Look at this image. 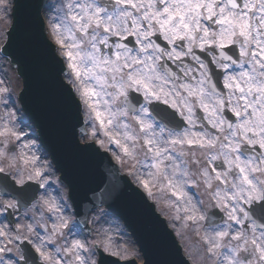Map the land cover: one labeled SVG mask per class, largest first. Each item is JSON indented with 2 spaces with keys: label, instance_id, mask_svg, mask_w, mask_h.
I'll use <instances>...</instances> for the list:
<instances>
[{
  "label": "snow or ice",
  "instance_id": "6c2138e0",
  "mask_svg": "<svg viewBox=\"0 0 264 264\" xmlns=\"http://www.w3.org/2000/svg\"><path fill=\"white\" fill-rule=\"evenodd\" d=\"M10 8L0 0L5 16ZM56 11L51 30L59 47L51 56L65 58L85 124L101 137L94 142L115 146L114 159L149 196H169L176 219L183 212L198 227L208 222L202 240L213 264H264V0H66ZM133 93L176 110L152 104L167 125L154 124ZM0 120V163L26 171L15 182L3 176L7 192L30 202L31 182L45 188L51 169L37 166L34 153H13V139L26 138L13 126L15 111ZM42 207L53 220L38 226L44 236L34 249L42 264H104L105 253L117 255L106 233L60 245L71 231L67 201L45 197ZM5 213L11 224V205ZM9 228L37 230L32 223ZM0 241V264H11L15 242L25 251L20 259L32 264L29 239L0 228Z\"/></svg>",
  "mask_w": 264,
  "mask_h": 264
},
{
  "label": "water",
  "instance_id": "95a60500",
  "mask_svg": "<svg viewBox=\"0 0 264 264\" xmlns=\"http://www.w3.org/2000/svg\"><path fill=\"white\" fill-rule=\"evenodd\" d=\"M44 3L42 2L40 8L41 13L46 10L48 0ZM44 18L47 29L49 23L47 18ZM39 23L33 4L19 2L11 34V53L22 65L24 84L20 99L28 116L36 122L41 142L50 153L61 178L67 183V194L78 217L85 220L88 209L105 203L124 219L142 251L143 264H190L181 254L172 231L153 211L140 192L135 190L125 178L119 177L107 155L92 146L84 147L85 142L79 141L77 128L81 120L77 102L70 87L60 75L59 64L52 59V50L40 34ZM47 33L45 30L46 35ZM0 50L10 56L3 47ZM62 65L66 66L65 63ZM133 95L139 96L135 93ZM82 118L84 131L81 137L86 136L89 129L85 124L84 116ZM107 154L111 156L109 150ZM119 169L122 171L120 165ZM130 179L132 180L131 177ZM31 183L36 189V197L39 187L36 183ZM149 197L154 200L152 196ZM99 208L100 206L93 211H98ZM88 214L90 215L91 212ZM80 227L86 234H93L89 219L86 226L80 225ZM176 236L185 253L183 243L177 234ZM28 251L30 252V249ZM112 256L106 257V263L116 262ZM114 257L121 258L120 255ZM120 263L136 264L133 260Z\"/></svg>",
  "mask_w": 264,
  "mask_h": 264
},
{
  "label": "rangeland",
  "instance_id": "374dc122",
  "mask_svg": "<svg viewBox=\"0 0 264 264\" xmlns=\"http://www.w3.org/2000/svg\"><path fill=\"white\" fill-rule=\"evenodd\" d=\"M9 3L12 8V0H9ZM61 5L62 4L57 3V0H48L46 10L42 14L43 17L47 18L49 24L52 25V23L54 22L52 18L57 15L56 10ZM11 8L6 16L4 13L0 12V49L1 47L4 46L6 30L8 28L7 26H9L11 22V14H10ZM50 35L53 36V33L49 32V37ZM64 77L71 85H73L70 75L64 74ZM20 86H21V80L16 70V67L14 66L13 61L9 59V56L7 54L5 55V53L0 50V87L8 89V92L0 94V96L5 97L8 101L7 107L5 109H0V115L6 114V111L8 109H10L11 111H15V121L13 123V126L18 130L27 129L26 138H23V140L21 138L19 141L13 139L12 143L15 145V147L14 149H12V151L16 155H19L21 152H28L29 154L30 150L24 149L22 145L27 143L29 140L35 141L36 143L34 145V148L37 150L39 149L42 150V155H43V161H42L43 163H41L40 165L38 163V166L45 167V165H47L46 172L48 168L51 169V172L48 173L49 184L45 188L40 189L38 197L41 195L55 197L57 199V202L60 203L62 206L64 204V201L65 200L67 201L68 207H67V211L65 212V216L69 218L70 221L69 227L71 231L69 232L68 230H65L64 236L58 240V243L60 245H63L66 242L70 243L71 240L75 238L74 235H77L75 230L76 231L78 230L80 232L81 240H85L89 243L94 239L102 238V235L106 233L109 237H111L112 250L114 252H117V255L115 256L120 255L122 260L130 257H138L139 252L137 250V247L133 249L129 248V246L126 243L127 238L122 234L119 226H116L115 224L111 223L112 219L115 217L111 213H109V210H105L103 206H100L98 211H92L88 217L90 225L93 228V234H86L84 230L80 227L73 212L71 203L66 194L67 193L66 184L59 179L57 170L54 168V165L51 159L49 158V156L47 155V152H45L46 150L44 148H41L42 146L40 142L37 140V133L33 124L31 123V121L28 120V117L24 113L22 106L19 104L18 89L20 88ZM83 116L85 118L84 113ZM19 120H22V123L23 122L24 123L18 124L17 122H19ZM3 122L5 121L0 120V123ZM87 125L89 127L88 132L86 136H82L81 139L97 140L101 138L100 136H97L95 138L91 137V126L90 124ZM108 150L110 151L111 156L114 159V154L117 151L115 146H112ZM121 169L125 174H127L125 169H123L122 167ZM132 181L135 182L133 179ZM137 185L141 187L139 184ZM152 197L156 202H158L157 203L158 210H160V212L163 213V215L167 219L166 221H168V224L171 226L173 231L178 235L181 242L183 243L185 249V255L188 256L194 264H199L200 254L204 248L203 245L204 243L200 241L204 234L203 228H207V224L205 223V221L201 222L203 227L198 230L194 223L190 221L188 222L185 221L184 218L185 214L183 212L179 213L180 219L175 218L177 213L175 212L174 208L171 205V200L169 196H166L165 193L158 192ZM199 198L204 199V197L202 196ZM40 210L44 212L45 219H47L48 226L50 228L51 223L53 222L52 218H50L51 214H49L47 210L42 206ZM101 210L107 212L108 214L100 218L99 213ZM2 222L5 223L3 220H1L0 224H2ZM22 222L33 223V217H31L30 215H24V209H22L20 213L17 214V220H16L17 224H21ZM37 231H39L41 235H44V232L41 228H37ZM49 247H51V245ZM53 251H55V249H53Z\"/></svg>",
  "mask_w": 264,
  "mask_h": 264
},
{
  "label": "clouds",
  "instance_id": "9594fccd",
  "mask_svg": "<svg viewBox=\"0 0 264 264\" xmlns=\"http://www.w3.org/2000/svg\"><path fill=\"white\" fill-rule=\"evenodd\" d=\"M50 23H51V20H50ZM153 102L154 101H152L151 104L144 100L141 102L142 104H144L145 107H148L150 109L149 119H151L154 122V124L158 126L167 125V120L165 119L164 114L162 112L157 113L155 111H151L152 104H155ZM7 103H8L7 99L3 96H0V109H5L6 108L5 105H7ZM9 111L11 110L8 109L6 113ZM157 131H159V128H157ZM0 167H3L5 169L4 174L0 175V215L6 214L5 208L8 205H11L12 212H16L17 202L19 201L24 208V215H30L31 217H33V223H32L33 226L36 228H39L38 226L43 225L46 220L44 216V212L40 210L42 206V199L45 197H50V196L41 195L39 197H35L31 201V204H29V202L27 203L23 202L19 195L8 194L7 183L3 179V176L6 175L9 181L15 182V181L20 180L22 176L26 179V171L22 172L20 168H17L14 166L10 167L7 163H0ZM131 178L135 181L134 177H131ZM36 182L40 183L41 181H36ZM22 186H23L22 184H16V187L18 188ZM204 200H205V204H207L206 198H204ZM200 211L203 212L205 215H207L209 208L201 207ZM22 223L25 225L28 224L26 222H22ZM196 227L199 230L200 228L203 227V225L201 224L199 227L198 226ZM0 228L7 231L9 234V237L19 236L21 241L24 239H29L32 242V245L34 248L36 244L42 242V238L44 236V235H41V233L37 230L34 233H29L26 229H20L18 231H14L9 228L7 223L0 224ZM206 230H207L206 228H203L204 232ZM4 243L5 241H0V244H4ZM11 252L14 257V259L11 261V264H24V261L20 259L21 257L25 256V251L21 243H18V242L13 243L11 245ZM199 264H213L212 260L206 257L204 248L200 254Z\"/></svg>",
  "mask_w": 264,
  "mask_h": 264
},
{
  "label": "bare ground",
  "instance_id": "6f19581e",
  "mask_svg": "<svg viewBox=\"0 0 264 264\" xmlns=\"http://www.w3.org/2000/svg\"><path fill=\"white\" fill-rule=\"evenodd\" d=\"M50 27H51V24H50ZM8 30H9V28H8ZM8 30H7V33H8ZM7 37V36H6ZM18 120V119H17ZM18 124H21L22 123V120H19V122H17ZM24 123V122H23ZM22 123V124H23ZM25 125H26V123H25ZM21 131H23V133H25L26 135H27V129H25V130H23V129H21ZM23 138L24 137H22V140H23ZM110 152V151H109ZM35 154L36 156H38L39 157V161H38V163H39V165L41 164V163H43L42 161H43V155H42V150H37V149H35L34 147L32 148V150H30V152H29V154ZM110 155H111V153H110ZM37 166H38V164H37ZM112 224H115L116 226H119V228H120V231L122 232V234L127 238L126 239V243H127V245L129 246V248H131V249H133V248H136V245H135V243L133 242V240H132V238H131V236L128 234V232L125 230V227H124V224H123V222L121 221V219L120 218H118V217H116V218H113L112 219V222H111ZM115 226V227H116ZM117 229V228H116ZM75 232L77 233V235H74V239H80V232L77 230H75ZM75 233V234H76ZM138 258V260L140 261L141 260V256H138L137 257Z\"/></svg>",
  "mask_w": 264,
  "mask_h": 264
}]
</instances>
